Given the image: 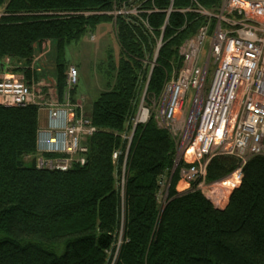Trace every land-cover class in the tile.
I'll list each match as a JSON object with an SVG mask.
<instances>
[{"label":"trees","instance_id":"16d2710c","mask_svg":"<svg viewBox=\"0 0 264 264\" xmlns=\"http://www.w3.org/2000/svg\"><path fill=\"white\" fill-rule=\"evenodd\" d=\"M130 1L0 0V59L19 60L25 68L13 71L22 70L27 83L45 42H54L59 94L69 43L100 22H114L120 46L104 65L106 89L90 107L97 131L88 137L82 166L39 169L33 158L26 161L37 148L38 109L0 104V264H264V154L246 159L240 183L218 208L197 184L223 180L240 159L211 156L204 176L178 190L188 163L175 164L168 129L151 116L130 140L122 137L140 89L147 98L160 94L180 64L179 45L204 20L184 10L221 0H140L138 15H113ZM157 37L161 45L149 70Z\"/></svg>","mask_w":264,"mask_h":264},{"label":"built area","instance_id":"2783aa9c","mask_svg":"<svg viewBox=\"0 0 264 264\" xmlns=\"http://www.w3.org/2000/svg\"><path fill=\"white\" fill-rule=\"evenodd\" d=\"M220 7L218 14L198 4L184 10L198 13L204 20L180 46V64L172 70L160 94L147 98V102L138 100L136 111L127 120L131 129L122 137L130 140L134 127L145 124L151 116L158 126L168 129L182 100L188 96L190 113L180 133V143H176L182 154L176 157L175 164L181 159L188 163L180 169V179L192 183L202 178L210 154L217 151L241 161L222 180L232 189L241 181L246 159L264 154V0H222ZM125 12L117 10L114 15ZM207 37H210L208 51L200 63ZM160 45L158 42L152 58L146 62L149 70ZM77 83L78 70L69 65L65 89L70 91ZM37 98L32 87L18 77H0V104H32L38 110H48L49 129L38 134L35 166L64 171L84 165L88 146L81 141L97 128L75 107L70 109L67 122L65 109L58 107L60 102L41 103ZM187 154L190 161L185 160ZM117 155L114 151L112 158ZM200 182L203 181L197 186ZM160 185L163 187V182Z\"/></svg>","mask_w":264,"mask_h":264},{"label":"rangeland","instance_id":"374dc122","mask_svg":"<svg viewBox=\"0 0 264 264\" xmlns=\"http://www.w3.org/2000/svg\"><path fill=\"white\" fill-rule=\"evenodd\" d=\"M130 2L131 5L129 6V8L126 7L125 9L124 7H122L121 9L118 10H126L128 13L131 12L132 14L138 15L141 12L140 11L141 9L139 7L143 5V1L139 0L137 2V0H131ZM220 5L209 9L205 7L204 8L213 13L218 14L219 10L221 9ZM172 8H173L172 6H169L168 8L165 9V12L169 14L170 11L173 10ZM115 11L117 10L114 9V11L112 12L113 15ZM1 12L2 10H0V14ZM95 29L96 30L93 33L87 32L81 37L80 40L71 42L65 47V53H64V63L66 65L65 73L69 65L76 66L78 68V73H79V81H78L79 83H77V86H75L70 91H68V88L66 90L64 87L62 92L59 94L57 90L56 72H55L56 52L54 49V42H50V41L45 42V44H43L40 51L37 52V54L35 55V58L29 67L32 73V76L29 79L30 80L29 83H27V79L25 77L24 72H22V70L16 72L13 71L16 68L18 69L25 68L23 67V64L19 62V60L16 62L15 60L12 59L2 58L0 59V69L3 72L6 71L8 68H10L9 72L6 71L7 73L6 75H12L18 77L19 79L25 81L28 85H30L33 89V94L35 95V97L36 96L38 97L36 99L37 101L41 103H47L48 101L57 102V103L60 102L59 103L60 106L58 107L59 109H65L67 122H68V114L70 112V109L73 110V107H75L77 113L81 112L82 115L85 116L86 113L89 112L90 100L94 99L97 96V94L101 90H103V87H101L102 84L107 83V78L103 75V69H104V65L106 64V61L110 57L115 60L118 56V48L120 47L115 37L114 22L111 23L100 22L97 24ZM194 33H192V35ZM192 35H189L186 38ZM159 37H157L156 39L153 48V54L156 51V45L159 42ZM183 41L178 47V54L180 53L179 48L182 45ZM209 42H210V37H207L200 52V63L206 56ZM107 56L109 57L107 58ZM3 75L5 74L0 73V77H2ZM79 90H81V92ZM140 90L142 91V89ZM147 97L145 96V100H147ZM140 100L141 99H139V101ZM137 105L138 103L136 102L135 111ZM190 107H191L190 98L188 96H185L184 99L182 100L180 108L177 110L178 114L175 116L176 117L175 120L172 123L168 124L169 125L168 131L172 139L174 140L175 146L176 143L177 145L178 143H180V138H181L180 133L184 127L186 118L188 117V113H190ZM41 112L44 113V119L41 122V130L46 131V129H49L48 110L41 109ZM45 113H46V118H45ZM128 129L129 130L131 129V125L130 127H128L127 125V130ZM81 142H84L83 139ZM176 150H177V158L181 157L182 153L181 151H179V148H177V146H176ZM210 155L215 156L221 154H219L217 151H212ZM31 158H33L34 163L36 164L35 156L26 157L25 160L27 161L28 159ZM185 160L187 161L191 160L190 154H187V156H185ZM189 186L190 183H187L185 180L183 181L180 180L178 182L177 189L184 190L187 189ZM197 187H199V189L204 193V195L207 198H209L213 203V205L216 207L223 205L225 206L226 205L225 202H227L226 199L231 192L230 185L228 184L225 186L222 183V180L211 184L200 182L199 186ZM161 199H163V194H161L160 200Z\"/></svg>","mask_w":264,"mask_h":264},{"label":"crops","instance_id":"0c3cea01","mask_svg":"<svg viewBox=\"0 0 264 264\" xmlns=\"http://www.w3.org/2000/svg\"><path fill=\"white\" fill-rule=\"evenodd\" d=\"M110 23H111V22H110ZM95 30H96V29H95ZM95 30H94V31H95ZM118 50H119V48H118ZM78 67H79V66H78ZM77 69H78V68H77ZM6 71L9 72V71H10V68H8ZM6 71H3V72H2L1 69H0V73L5 74V75L7 74ZM101 87H103V90L106 89V84L103 83ZM103 90H101V91H103ZM77 91H78V88H77ZM79 91L81 92V90H79ZM101 91H100V92H101ZM98 94H99V93H98ZM98 94H97V95H98ZM95 98H96V97H95ZM93 100H94V99H91V100H90V107H91V104H92V101H93ZM138 100H139V98H138ZM137 103H138V102H137ZM89 114H90V108H89V112L86 113L85 117L90 118V115H89ZM45 118H46V113H45ZM43 119H44V113L41 112V110H38V122H39V123H38V125H39V126H38V129H39V134H40V131H41V122H42ZM127 132H128V131H127ZM86 141H88V139H86L84 142L86 143ZM86 145H87V144H86ZM87 146H88V145H87ZM175 155H176V146H175ZM176 157H177V156H176ZM176 157H175V159H176ZM172 170H173V169H170L171 172H172ZM163 178H164V180H162V182H163V185H164V181L167 182L168 175L164 174V175H163ZM162 189H163V191H164V187H162V188L159 190L158 193H160V192L162 191ZM184 190H185V189H184ZM163 191H162V192H163ZM162 192H161V193H162ZM227 199H228V197H227ZM227 199H226V201H227ZM225 203H226V202H225ZM223 207H224V205H223V206H219L218 208H223Z\"/></svg>","mask_w":264,"mask_h":264},{"label":"bare ground","instance_id":"6f19581e","mask_svg":"<svg viewBox=\"0 0 264 264\" xmlns=\"http://www.w3.org/2000/svg\"><path fill=\"white\" fill-rule=\"evenodd\" d=\"M228 8H229V6H228ZM140 99H141V100L143 99L144 101H146V100H145V91H144V90L142 91V94H141V96H140ZM225 186H226V185H225Z\"/></svg>","mask_w":264,"mask_h":264}]
</instances>
